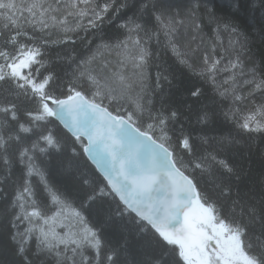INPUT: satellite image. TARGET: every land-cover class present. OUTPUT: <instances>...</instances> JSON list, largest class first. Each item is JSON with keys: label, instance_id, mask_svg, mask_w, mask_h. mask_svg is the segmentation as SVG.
<instances>
[{"label": "snow or ice", "instance_id": "1", "mask_svg": "<svg viewBox=\"0 0 264 264\" xmlns=\"http://www.w3.org/2000/svg\"><path fill=\"white\" fill-rule=\"evenodd\" d=\"M241 7L0 0V264H264V24L221 14ZM77 41L84 55H49ZM153 44L199 82L198 128L155 107ZM257 148L253 176L233 157Z\"/></svg>", "mask_w": 264, "mask_h": 264}, {"label": "trees", "instance_id": "2", "mask_svg": "<svg viewBox=\"0 0 264 264\" xmlns=\"http://www.w3.org/2000/svg\"><path fill=\"white\" fill-rule=\"evenodd\" d=\"M242 7L238 11H233L230 8L224 9L222 15L230 17L234 23L240 28L241 31L247 33L249 36H255L259 27L264 24V19H262V12L264 9L260 7L261 0H240ZM248 12L253 14V21H249ZM108 35H113L115 30L106 28ZM81 35H86L81 33ZM225 37V41H226ZM258 43V42H257ZM81 42L77 41L75 45H72L69 42L66 45H61L58 47H53L49 49V55H55L59 53L62 56H80L84 55L87 52L85 46H81ZM152 51L154 53L151 58L152 64L149 68V77H148V88L150 91L151 99L156 108H160L162 105L166 111L175 109L180 113L179 121L184 125L186 129H195L198 128L196 124V114L199 110L200 104L202 101H197L190 95V89L193 84L199 83L194 77H192L183 67L177 62L176 58L172 55L171 52H168L162 48H157L155 44L152 45ZM256 51H261L260 47L256 48ZM157 65H160L161 68L167 69V74L171 83L166 80L160 81V87H156V71ZM68 68L66 61H62L57 66V71L61 75L64 74V70ZM43 71V70H42ZM207 86L205 85V89ZM3 94L0 93V97ZM12 99V98H11ZM180 125L177 124V127ZM231 125L226 124L222 120L215 125V132L223 133L226 132ZM258 145L260 142H257ZM233 159L238 163H243L245 168L251 170L253 176L258 175L261 170V159L259 150L254 149L251 156H240L237 155ZM55 187L63 190H66V186L59 179H54ZM78 201L73 204V207L78 206ZM106 210V209H105ZM68 212H71V209H68ZM90 225L99 226L101 223V217H97L93 214H87ZM57 231H62L57 229ZM106 237L115 236L117 234V226L105 227L103 229Z\"/></svg>", "mask_w": 264, "mask_h": 264}, {"label": "bare ground", "instance_id": "3", "mask_svg": "<svg viewBox=\"0 0 264 264\" xmlns=\"http://www.w3.org/2000/svg\"><path fill=\"white\" fill-rule=\"evenodd\" d=\"M224 9H227V8H224ZM249 16H252V17H249V21L252 22L253 21V14L251 12H248ZM82 44V43H81ZM81 46H84V44H82ZM86 53V52H85ZM8 99H11V97H9ZM0 102H2V97H0ZM35 179H38V178H35ZM55 181H53V185L55 187Z\"/></svg>", "mask_w": 264, "mask_h": 264}, {"label": "rangeland", "instance_id": "4", "mask_svg": "<svg viewBox=\"0 0 264 264\" xmlns=\"http://www.w3.org/2000/svg\"><path fill=\"white\" fill-rule=\"evenodd\" d=\"M226 42H227V38H226Z\"/></svg>", "mask_w": 264, "mask_h": 264}]
</instances>
